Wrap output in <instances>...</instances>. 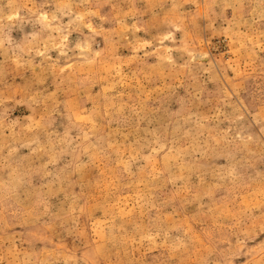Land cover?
Listing matches in <instances>:
<instances>
[{
  "label": "rangeland",
  "instance_id": "obj_1",
  "mask_svg": "<svg viewBox=\"0 0 264 264\" xmlns=\"http://www.w3.org/2000/svg\"><path fill=\"white\" fill-rule=\"evenodd\" d=\"M0 264H264V0H0Z\"/></svg>",
  "mask_w": 264,
  "mask_h": 264
}]
</instances>
